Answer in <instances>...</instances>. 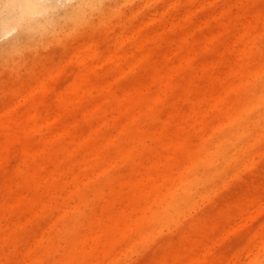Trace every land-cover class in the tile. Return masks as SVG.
Listing matches in <instances>:
<instances>
[{
    "label": "rangeland",
    "instance_id": "374dc122",
    "mask_svg": "<svg viewBox=\"0 0 264 264\" xmlns=\"http://www.w3.org/2000/svg\"><path fill=\"white\" fill-rule=\"evenodd\" d=\"M26 1L0 2V264H264V0H55L43 30Z\"/></svg>",
    "mask_w": 264,
    "mask_h": 264
},
{
    "label": "bare ground",
    "instance_id": "6f19581e",
    "mask_svg": "<svg viewBox=\"0 0 264 264\" xmlns=\"http://www.w3.org/2000/svg\"><path fill=\"white\" fill-rule=\"evenodd\" d=\"M11 1L14 4L19 1L22 2V0H11ZM98 1L99 0H78L76 4L70 6L66 10V18L71 22L78 21L79 18L82 15H84L85 11L91 8ZM58 7L59 5L55 0H28L26 1V9H24L22 13L19 15L18 24L25 29L39 28L43 30L46 28L43 22L50 21L49 15L53 13L54 10L57 9ZM40 13L41 14L46 13V17L44 19L34 17L36 14H40ZM5 23H7V19H3L0 16V25L3 26ZM14 46H16V43H11L9 44L8 47L12 49ZM245 134L246 131L244 132V129L241 128L237 131L235 138H240Z\"/></svg>",
    "mask_w": 264,
    "mask_h": 264
}]
</instances>
